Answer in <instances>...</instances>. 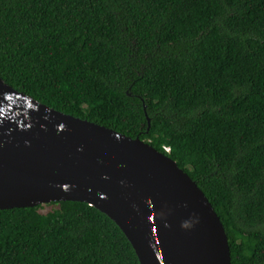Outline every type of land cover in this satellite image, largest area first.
<instances>
[{"label": "trees", "instance_id": "16d2710c", "mask_svg": "<svg viewBox=\"0 0 264 264\" xmlns=\"http://www.w3.org/2000/svg\"><path fill=\"white\" fill-rule=\"evenodd\" d=\"M0 78L175 161L231 264H264V0H0ZM50 205L0 210V264H140L107 215Z\"/></svg>", "mask_w": 264, "mask_h": 264}, {"label": "water", "instance_id": "95a60500", "mask_svg": "<svg viewBox=\"0 0 264 264\" xmlns=\"http://www.w3.org/2000/svg\"><path fill=\"white\" fill-rule=\"evenodd\" d=\"M62 202L107 215L140 264H231L220 217L175 161L0 78V210Z\"/></svg>", "mask_w": 264, "mask_h": 264}, {"label": "rangeland", "instance_id": "374dc122", "mask_svg": "<svg viewBox=\"0 0 264 264\" xmlns=\"http://www.w3.org/2000/svg\"><path fill=\"white\" fill-rule=\"evenodd\" d=\"M55 209H56L55 206H52V205L49 204V205H44L42 207V209L40 210V212L43 213V214H47V213H49V212H51V211H53Z\"/></svg>", "mask_w": 264, "mask_h": 264}, {"label": "built area", "instance_id": "2783aa9c", "mask_svg": "<svg viewBox=\"0 0 264 264\" xmlns=\"http://www.w3.org/2000/svg\"><path fill=\"white\" fill-rule=\"evenodd\" d=\"M165 150H166L167 152H169V151H170V149H169V148H165Z\"/></svg>", "mask_w": 264, "mask_h": 264}]
</instances>
